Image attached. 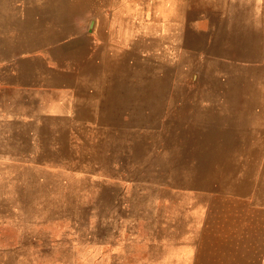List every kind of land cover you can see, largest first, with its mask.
<instances>
[{"label":"rangeland","instance_id":"obj_1","mask_svg":"<svg viewBox=\"0 0 264 264\" xmlns=\"http://www.w3.org/2000/svg\"><path fill=\"white\" fill-rule=\"evenodd\" d=\"M0 264H264V0H0Z\"/></svg>","mask_w":264,"mask_h":264}]
</instances>
